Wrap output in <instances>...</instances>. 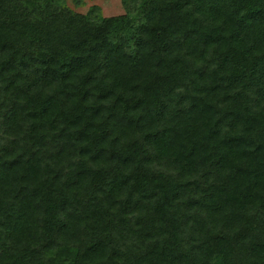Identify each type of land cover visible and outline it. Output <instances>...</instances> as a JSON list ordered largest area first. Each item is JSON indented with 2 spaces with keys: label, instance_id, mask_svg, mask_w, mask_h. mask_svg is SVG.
<instances>
[{
  "label": "trees",
  "instance_id": "obj_1",
  "mask_svg": "<svg viewBox=\"0 0 264 264\" xmlns=\"http://www.w3.org/2000/svg\"><path fill=\"white\" fill-rule=\"evenodd\" d=\"M0 0V264H264V0Z\"/></svg>",
  "mask_w": 264,
  "mask_h": 264
},
{
  "label": "rangeland",
  "instance_id": "obj_2",
  "mask_svg": "<svg viewBox=\"0 0 264 264\" xmlns=\"http://www.w3.org/2000/svg\"><path fill=\"white\" fill-rule=\"evenodd\" d=\"M68 9L74 13L86 15L92 10L103 17H115L124 14L121 0H64Z\"/></svg>",
  "mask_w": 264,
  "mask_h": 264
}]
</instances>
